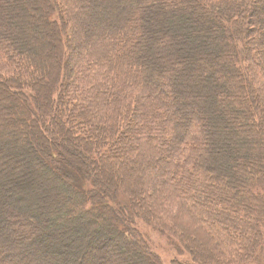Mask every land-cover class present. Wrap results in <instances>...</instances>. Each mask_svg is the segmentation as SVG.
I'll list each match as a JSON object with an SVG mask.
<instances>
[{
    "label": "trees",
    "instance_id": "obj_1",
    "mask_svg": "<svg viewBox=\"0 0 264 264\" xmlns=\"http://www.w3.org/2000/svg\"><path fill=\"white\" fill-rule=\"evenodd\" d=\"M0 64V264L255 261L264 0H0Z\"/></svg>",
    "mask_w": 264,
    "mask_h": 264
},
{
    "label": "rangeland",
    "instance_id": "obj_2",
    "mask_svg": "<svg viewBox=\"0 0 264 264\" xmlns=\"http://www.w3.org/2000/svg\"><path fill=\"white\" fill-rule=\"evenodd\" d=\"M0 71H1V64H0ZM3 107V102H0V109ZM11 125L9 122L1 123L0 128L3 129L4 135L7 137H10L11 134L9 133L11 131ZM5 127H8V129H4ZM13 137V136H12ZM17 144V151H19L18 148H23L26 143L24 141ZM20 154V153H18ZM11 166H14V164H11ZM27 183V182H24ZM139 228L146 232L149 235V242L151 244V247H153V250L160 256L161 261L163 264H173L174 261L177 260H190V257L187 254H184L180 252L179 249H177L171 241L167 239L164 235L161 233L155 231L151 227L144 225L143 223L139 224ZM257 258H254V262L250 264H264V243L262 244V248L260 251L257 252Z\"/></svg>",
    "mask_w": 264,
    "mask_h": 264
}]
</instances>
